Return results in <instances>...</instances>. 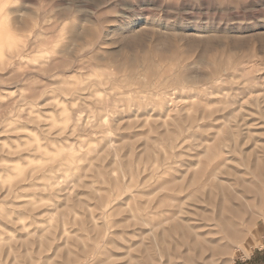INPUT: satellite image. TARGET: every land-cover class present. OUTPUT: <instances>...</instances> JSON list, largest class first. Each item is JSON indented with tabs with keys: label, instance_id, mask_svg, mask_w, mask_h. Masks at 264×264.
Returning <instances> with one entry per match:
<instances>
[{
	"label": "rangeland",
	"instance_id": "rangeland-1",
	"mask_svg": "<svg viewBox=\"0 0 264 264\" xmlns=\"http://www.w3.org/2000/svg\"><path fill=\"white\" fill-rule=\"evenodd\" d=\"M263 214L264 0H0V264H234Z\"/></svg>",
	"mask_w": 264,
	"mask_h": 264
},
{
	"label": "bare ground",
	"instance_id": "bare-ground-1",
	"mask_svg": "<svg viewBox=\"0 0 264 264\" xmlns=\"http://www.w3.org/2000/svg\"><path fill=\"white\" fill-rule=\"evenodd\" d=\"M245 214V213H244ZM263 217H264V214H263ZM170 220H172V219H170ZM185 221V220H184ZM152 226V225H151ZM153 228V227H152ZM182 228V227H181ZM187 228V227H186ZM186 228H184V229H186ZM154 229H155V227H154ZM156 229H158V227L156 228ZM176 229V228H175ZM174 229V230H175ZM151 230H153V229H151ZM189 230V229H188ZM153 231H155V230H153ZM152 231V232H153ZM163 233V232H162ZM250 232H248V234H249ZM171 235V234H170ZM165 239V238H164ZM168 245V244H167ZM183 246H184V244H183V242L182 243H175V244H170L169 245V252L167 253L168 254V259L170 260V259H172V258H174V260H176L177 258H179V259H181L182 258V256H184V260H185V262H187V263H189L191 260L189 259V255L188 256H185V255H183V251H182V248H183ZM160 247V246H159ZM185 248V247H184ZM160 250H161V247H160ZM241 250H242V253H247V251L244 249V248H241ZM185 251V250H184ZM189 253V252H188ZM161 259H163V257L161 256Z\"/></svg>",
	"mask_w": 264,
	"mask_h": 264
},
{
	"label": "crops",
	"instance_id": "crops-1",
	"mask_svg": "<svg viewBox=\"0 0 264 264\" xmlns=\"http://www.w3.org/2000/svg\"><path fill=\"white\" fill-rule=\"evenodd\" d=\"M251 254L249 257L240 258L234 264H264V242L260 247H256Z\"/></svg>",
	"mask_w": 264,
	"mask_h": 264
},
{
	"label": "clouds",
	"instance_id": "clouds-1",
	"mask_svg": "<svg viewBox=\"0 0 264 264\" xmlns=\"http://www.w3.org/2000/svg\"><path fill=\"white\" fill-rule=\"evenodd\" d=\"M8 19L11 20V15L8 16Z\"/></svg>",
	"mask_w": 264,
	"mask_h": 264
}]
</instances>
